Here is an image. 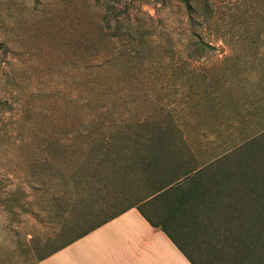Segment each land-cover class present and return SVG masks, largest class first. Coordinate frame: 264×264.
Segmentation results:
<instances>
[{
    "label": "rangeland",
    "instance_id": "374dc122",
    "mask_svg": "<svg viewBox=\"0 0 264 264\" xmlns=\"http://www.w3.org/2000/svg\"><path fill=\"white\" fill-rule=\"evenodd\" d=\"M191 1L200 51L181 0H0V181L14 193L11 211L0 206V264H29L61 244L62 216L83 206L104 203L100 219L143 202L152 180L132 167L114 183H87L71 207L79 182L91 180L73 140L91 115L170 111L190 146L178 148L172 170L217 155L224 168L237 164L233 143L264 125V0H208L207 13ZM187 77L200 92L223 90L214 100L187 97ZM230 219L223 208L201 220L200 237L189 239L197 264H264L263 235L236 246Z\"/></svg>",
    "mask_w": 264,
    "mask_h": 264
},
{
    "label": "trees",
    "instance_id": "16d2710c",
    "mask_svg": "<svg viewBox=\"0 0 264 264\" xmlns=\"http://www.w3.org/2000/svg\"><path fill=\"white\" fill-rule=\"evenodd\" d=\"M203 2V13H207L209 1ZM181 4L192 35L195 36L193 40L196 51L203 50L205 44L194 34L192 28L194 21H197L198 10L191 0H181ZM131 31L129 29L125 33L132 35ZM136 53L143 54L141 51ZM191 55L195 56L196 53ZM123 56L127 61L134 58L128 50L123 52ZM232 84L229 81L227 88ZM195 86L187 77V97L214 100L223 90L219 86L200 92ZM260 88L264 92V84H260ZM241 121L240 118L233 119L230 126L234 127ZM73 140L78 151L87 156L79 170L86 167L91 180L79 182L80 190L71 196L72 208L77 206L76 201L78 206L81 205L82 199L78 195L87 183L98 188L103 182V176L109 183H114L121 175L129 177L132 167H138L139 174L146 181L152 180V185L142 203L129 205L100 219L105 205L99 201L95 206H83L86 209L80 213L62 216L56 233L64 237V241L29 264L44 259L131 207H137L153 226L164 228L170 223L178 226L181 224V249L189 252L190 255L188 252L185 254L192 264H197V260L191 255L194 244L189 239L200 237L201 220L210 216L214 209L224 208L231 217L228 231L230 229L232 242L236 246L250 241L249 246L253 247V241L261 239L260 235L264 237V125L250 136L233 143L229 157L235 158L237 164L228 169L220 164L225 156L217 155L209 161L181 164V171L172 170L173 165L178 162V148L182 146L189 150L190 146L187 134L179 128L170 111L153 118H107L105 121L91 115L84 123V130L78 132ZM76 140L80 141L78 146ZM103 167L106 168L105 172ZM13 195L0 181V206L11 211L12 207L7 199L14 197ZM144 206L147 210L143 209ZM28 212L35 213L32 210Z\"/></svg>",
    "mask_w": 264,
    "mask_h": 264
},
{
    "label": "crops",
    "instance_id": "0c3cea01",
    "mask_svg": "<svg viewBox=\"0 0 264 264\" xmlns=\"http://www.w3.org/2000/svg\"><path fill=\"white\" fill-rule=\"evenodd\" d=\"M185 252L181 224L153 226L131 207L33 264H192Z\"/></svg>",
    "mask_w": 264,
    "mask_h": 264
}]
</instances>
